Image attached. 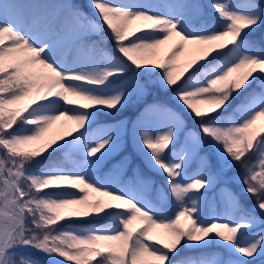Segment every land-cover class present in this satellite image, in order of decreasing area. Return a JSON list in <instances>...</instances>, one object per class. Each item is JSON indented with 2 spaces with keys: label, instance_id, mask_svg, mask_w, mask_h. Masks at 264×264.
<instances>
[{
  "label": "snow or ice",
  "instance_id": "6c2138e0",
  "mask_svg": "<svg viewBox=\"0 0 264 264\" xmlns=\"http://www.w3.org/2000/svg\"><path fill=\"white\" fill-rule=\"evenodd\" d=\"M89 6L0 0V264H264V0ZM126 138L162 184L98 174Z\"/></svg>",
  "mask_w": 264,
  "mask_h": 264
},
{
  "label": "rangeland",
  "instance_id": "374dc122",
  "mask_svg": "<svg viewBox=\"0 0 264 264\" xmlns=\"http://www.w3.org/2000/svg\"><path fill=\"white\" fill-rule=\"evenodd\" d=\"M89 3H90V0H88ZM51 2L53 3H59V2H63V0H51ZM141 2H150V3H178V2H181V0H141ZM199 2L204 5V6H208L209 3H210V0H199ZM206 12V10H205ZM207 14V13H206ZM94 18V17H92ZM96 19V18H94ZM207 19L209 21H211L213 18H211L208 14H207ZM96 20H99V17L96 19ZM105 34H107V29L105 28ZM99 37L98 36H93L92 39H98ZM169 46L166 45L164 46L165 50L168 48ZM189 52L190 50H186L180 57V60L181 62L188 57L189 55ZM133 107H136V106H133ZM132 107H128L126 109H124L116 118L119 119V118H123V119H126L127 117H121L122 116V113H124V111L130 109ZM138 111H137V114H135V116L131 119V121H135L137 116L142 112V106H137ZM127 114V113H126ZM162 119V117H153V118H148L145 122L148 123V124H151L153 127L157 126L160 122V120ZM111 120H109L110 122ZM127 121V120H126ZM62 124L63 122H57L54 126H53V129L51 130L52 133H58V132H63L65 129L62 127ZM130 133H131V124H129L128 126V135L130 136ZM130 140V139H129ZM131 141V140H130ZM125 156H130L131 159H132V154L131 153H128V154H125L122 156V158L119 160V161H116L115 163L112 164L111 168L107 169V170H102L101 169V166L100 168L98 169V174L99 175H112L113 173L116 172V170L118 169L119 165H120V162L123 160V158ZM255 159V158H254ZM253 159V160H254ZM139 166L140 169H141V166L140 164L136 163L134 166H131L129 167V170H120L116 176H115V179L118 183V185L120 184V182H127V181H130L133 179V174H132V169ZM196 165L195 163H193L192 165V168L190 169L193 170L195 169ZM142 171V169H141ZM241 169H234L232 170L229 175H234L235 173H238L240 172ZM143 173V171H142ZM144 174V173H143ZM159 185V184H158ZM220 186L222 185H219V186H216L214 187L213 190H211L208 194H207V198L205 200V203L203 205L204 207V215H212V214H222L225 210V206H224V203L223 201L221 200V197H220V191H219V188ZM231 187H235L234 184L230 185ZM203 191V190H201ZM96 195L95 193H92L90 195V198H96ZM105 200H107L108 198L105 197L104 198ZM163 233V230L162 229H156L154 231V235H157L158 238H162V236H160V234ZM213 253H217V254H222L224 253L222 250H218V251H215Z\"/></svg>",
  "mask_w": 264,
  "mask_h": 264
},
{
  "label": "trees",
  "instance_id": "16d2710c",
  "mask_svg": "<svg viewBox=\"0 0 264 264\" xmlns=\"http://www.w3.org/2000/svg\"><path fill=\"white\" fill-rule=\"evenodd\" d=\"M74 3H77L78 5H80L82 7V9L88 13L89 16L94 17V18H98V16L96 15V12L89 6L88 0H73ZM206 13L213 18L214 17V12L213 10L206 6ZM107 48L109 49H113L114 48V44L111 41V39L109 38L107 41ZM169 96V93L166 90L160 89L158 91H154L153 95L148 97V102H151L153 99H161V100H167ZM169 103H171V101H169ZM137 106L136 107H132L128 110H126V112L122 113V115L124 114H129L130 116H132L135 112H136ZM107 120L113 119V117H107ZM187 123L191 126V125H195L198 124L199 121L198 120H193L191 117L187 118ZM62 132H58V133H54V134H60ZM127 139V138H126ZM127 141V140H126ZM126 153H131L133 155L132 158V163L129 167H131L135 162L139 163L141 166V169L143 171V173L145 175H150L152 176V178L159 184H162L164 181V176L159 175L155 172H152L143 162L142 157L139 155V153H137L133 147L132 144L129 142H125V140L122 142V145L116 150L114 151L111 155H109L103 162H102V168L103 169H108L110 168V166L118 161L122 155L126 154ZM57 156H63V153H57ZM255 157L254 156H250L248 157V162L251 163L253 161ZM236 169H240L239 166H237ZM253 198H251L250 196L246 198V203L247 202H251ZM101 223H103V221H101ZM218 250H222L224 252V249L219 248L216 246V244H212L209 248L207 249H194L192 250V252L190 253L191 255H196L199 252H208V253H213L215 251ZM188 250H184V252L181 253V255H184L185 253H187Z\"/></svg>",
  "mask_w": 264,
  "mask_h": 264
}]
</instances>
